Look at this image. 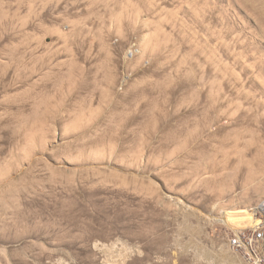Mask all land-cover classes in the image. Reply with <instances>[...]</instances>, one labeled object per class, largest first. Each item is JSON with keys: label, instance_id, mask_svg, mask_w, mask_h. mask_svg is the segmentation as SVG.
I'll use <instances>...</instances> for the list:
<instances>
[{"label": "rangeland", "instance_id": "374dc122", "mask_svg": "<svg viewBox=\"0 0 264 264\" xmlns=\"http://www.w3.org/2000/svg\"><path fill=\"white\" fill-rule=\"evenodd\" d=\"M255 228L264 0H0V264H250Z\"/></svg>", "mask_w": 264, "mask_h": 264}, {"label": "built area", "instance_id": "2783aa9c", "mask_svg": "<svg viewBox=\"0 0 264 264\" xmlns=\"http://www.w3.org/2000/svg\"><path fill=\"white\" fill-rule=\"evenodd\" d=\"M264 239V231L255 228L252 232L235 234L230 239V245L242 252L250 264H264V252L260 249V242Z\"/></svg>", "mask_w": 264, "mask_h": 264}, {"label": "bare ground", "instance_id": "6f19581e", "mask_svg": "<svg viewBox=\"0 0 264 264\" xmlns=\"http://www.w3.org/2000/svg\"><path fill=\"white\" fill-rule=\"evenodd\" d=\"M262 209L263 208H260V210H255L254 212H251L249 210L245 211L243 209V211L240 212L239 219L242 220V218H240V217L244 216V218H247V220L250 221V223H253V224H251L249 226H251V227L257 226L261 221H263V219L261 218V214H260V213H262L261 212ZM228 215H230V214L228 213ZM218 219H220V220H222V221H224L226 223L228 222V219H227L226 215H224L222 217H219Z\"/></svg>", "mask_w": 264, "mask_h": 264}]
</instances>
